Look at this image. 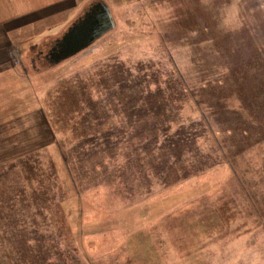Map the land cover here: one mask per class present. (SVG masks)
<instances>
[{
	"label": "rangeland",
	"instance_id": "1",
	"mask_svg": "<svg viewBox=\"0 0 264 264\" xmlns=\"http://www.w3.org/2000/svg\"><path fill=\"white\" fill-rule=\"evenodd\" d=\"M107 4L113 29L5 87L0 257L264 264V0ZM164 114L182 141L155 146Z\"/></svg>",
	"mask_w": 264,
	"mask_h": 264
},
{
	"label": "crops",
	"instance_id": "2",
	"mask_svg": "<svg viewBox=\"0 0 264 264\" xmlns=\"http://www.w3.org/2000/svg\"><path fill=\"white\" fill-rule=\"evenodd\" d=\"M93 1L96 0H0V153L8 149L16 153L11 156L23 153L18 146L7 145L5 87L23 85V70L28 68L24 67V58L37 72L45 69L48 62L43 55ZM103 1L118 5L121 0ZM16 96L10 97L17 100Z\"/></svg>",
	"mask_w": 264,
	"mask_h": 264
},
{
	"label": "water",
	"instance_id": "3",
	"mask_svg": "<svg viewBox=\"0 0 264 264\" xmlns=\"http://www.w3.org/2000/svg\"><path fill=\"white\" fill-rule=\"evenodd\" d=\"M115 27L114 18L103 0L91 3L44 54L48 65H54L90 45Z\"/></svg>",
	"mask_w": 264,
	"mask_h": 264
},
{
	"label": "trees",
	"instance_id": "4",
	"mask_svg": "<svg viewBox=\"0 0 264 264\" xmlns=\"http://www.w3.org/2000/svg\"><path fill=\"white\" fill-rule=\"evenodd\" d=\"M197 104H199V102H197ZM211 108H213V106H211V105L208 108H204V110L206 109L204 111V114H206L207 116L213 114V112H215V111H214V109H211ZM226 109H228V108H226ZM242 109H245V107H242ZM176 115H178V114H176ZM161 118H162L161 120L163 123L162 127L159 124L160 125L159 128L157 127L155 129H151L152 133H154V135H153L154 136V142H152V144H155V146H156V144L160 143V145H164V147H165L166 145L169 146L175 142L176 143L181 142L182 139H178V140H173V139H174V135L178 132L177 130L186 125L185 124L186 119H184L183 117L178 119L175 117V115L168 116L165 114ZM172 127H176V129L174 131H172ZM151 130L149 129L147 132L149 133ZM122 132L126 133L127 129L125 128V130H122ZM61 155L63 156L64 163L67 164L68 160H67L66 153L64 155L63 154H61ZM190 172H191L190 169L185 170V173L181 176V178L187 176L188 174H190ZM24 252H25V256H20V257H18V256L17 257H11L10 256V258L8 257V254L9 255L20 254V253L24 254ZM1 254H2V257H0V264H36V259L33 257H30L28 248L27 249H18V248L12 247V249L10 248L9 251H8V249H4L3 252H1ZM23 254H21V255H23ZM43 261L44 260L41 259V261H38V264H42Z\"/></svg>",
	"mask_w": 264,
	"mask_h": 264
},
{
	"label": "flooded vegetation",
	"instance_id": "5",
	"mask_svg": "<svg viewBox=\"0 0 264 264\" xmlns=\"http://www.w3.org/2000/svg\"><path fill=\"white\" fill-rule=\"evenodd\" d=\"M44 56V55H43Z\"/></svg>",
	"mask_w": 264,
	"mask_h": 264
}]
</instances>
